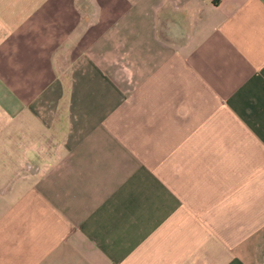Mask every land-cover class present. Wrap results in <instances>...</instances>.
Masks as SVG:
<instances>
[{
    "label": "crops",
    "instance_id": "obj_1",
    "mask_svg": "<svg viewBox=\"0 0 264 264\" xmlns=\"http://www.w3.org/2000/svg\"><path fill=\"white\" fill-rule=\"evenodd\" d=\"M0 264H264V0H0Z\"/></svg>",
    "mask_w": 264,
    "mask_h": 264
}]
</instances>
